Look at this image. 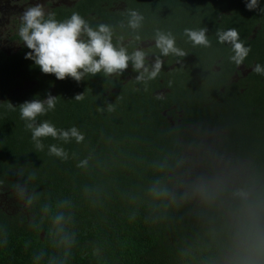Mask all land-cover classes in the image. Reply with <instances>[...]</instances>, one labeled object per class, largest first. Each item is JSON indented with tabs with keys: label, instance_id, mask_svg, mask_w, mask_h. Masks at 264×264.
Masks as SVG:
<instances>
[{
	"label": "trees",
	"instance_id": "trees-1",
	"mask_svg": "<svg viewBox=\"0 0 264 264\" xmlns=\"http://www.w3.org/2000/svg\"><path fill=\"white\" fill-rule=\"evenodd\" d=\"M119 1L127 8L110 9ZM258 2L249 10L247 0H89L90 11L98 8L116 28L115 37L126 36L116 22L125 21V28L135 10L144 17L140 37L146 27L153 37L157 29L171 32L176 46L188 53L167 56L166 64L176 65L168 79L164 73L152 79L150 89L131 87L134 83L123 82L125 74L58 80L42 73L24 51L0 54V193L10 192L6 195L24 206L15 214L0 207V264H226L241 251L238 242L251 243L256 229L264 235V75L252 70L245 92L233 89L226 80L237 70L232 45L220 43L217 35L236 29L250 48L242 64L264 67V0ZM87 22L98 26L97 19ZM186 28H206L210 46H194ZM160 79L171 88L167 100L179 103L184 120L220 125L221 148L242 151L248 161L244 191L255 190L244 198V228L225 215L240 206L226 204L228 188L198 205L184 197L185 190L175 192V201L150 195L158 181L172 191L182 160V145L162 113L169 103L152 94L157 84L163 86ZM25 81L36 82L19 92L16 86ZM49 93L57 96L56 107L37 122L47 120L58 130L76 127L82 142L47 137L42 150L35 147L20 104ZM79 93L82 101L74 99ZM53 144L68 158L50 155ZM83 160L87 165L79 167ZM61 213L68 243L56 235L54 217Z\"/></svg>",
	"mask_w": 264,
	"mask_h": 264
},
{
	"label": "clouds",
	"instance_id": "clouds-1",
	"mask_svg": "<svg viewBox=\"0 0 264 264\" xmlns=\"http://www.w3.org/2000/svg\"><path fill=\"white\" fill-rule=\"evenodd\" d=\"M246 7L249 10L259 7L258 0H247ZM128 27L132 30H138L142 27L143 15L135 10H130ZM21 26L18 30L20 41L30 49L25 58L34 61L44 74H54L58 80L72 78L80 82L86 76H95L103 73L105 76L122 75L128 70L129 64L133 71L137 73L136 80L147 84L148 81L155 79L162 67L161 57L175 55L185 57L188 55L183 49L176 46L175 37L171 32L165 33L156 30L154 36V45L159 49L160 55L156 56L149 66L147 54L142 48H136L131 53L123 43V37L113 43V28L108 24L101 23L93 28L78 13H73L70 18L64 21L55 19L54 14L48 13L40 3L25 9L21 16ZM121 28L124 27L122 23ZM207 29L199 30L185 29L184 34L193 43L194 46L209 47L210 41L207 38ZM220 43H230L232 45L233 55L230 59L237 65H241L247 57L250 48L246 47L239 39V33L236 29H229L217 33ZM136 41L141 37L134 36ZM257 74L264 75V67L259 64L253 69ZM74 99L82 101L83 93L76 94ZM57 96L50 93L44 99H33L20 104V115L26 129L31 130L32 140L37 149H43L42 138L52 137L65 142L75 138L77 143L83 141L84 136L76 127L68 130H58L53 124L45 120L37 122V117L45 115L48 111L55 109ZM12 108L13 104H9ZM103 111V109H98ZM108 110L112 111L113 106L108 105ZM49 154L67 159L68 154L63 148L56 145L49 146ZM88 161L83 160L78 165L85 167ZM221 194L220 181L216 179H200L196 182L190 192L184 193V197L189 195L198 196L205 202L211 203L219 198ZM24 196V190L20 191ZM150 195L154 199H170L175 201L177 194L172 192L169 187L161 182L155 183L150 188ZM234 195L245 197L246 193L242 189L236 190ZM32 196H28L27 203L31 204ZM48 209L45 208V211ZM64 215L58 214L54 217L56 225V235L61 237L60 243H68L69 237L64 232ZM67 253H65V256ZM42 257V254H41ZM41 257H37L40 259ZM264 260V235L260 232L255 234V239L249 243L242 251L234 257L232 264H261Z\"/></svg>",
	"mask_w": 264,
	"mask_h": 264
},
{
	"label": "flooded vegetation",
	"instance_id": "flooded-vegetation-1",
	"mask_svg": "<svg viewBox=\"0 0 264 264\" xmlns=\"http://www.w3.org/2000/svg\"><path fill=\"white\" fill-rule=\"evenodd\" d=\"M37 3L43 6L46 16L48 13L54 14L55 19L58 21H64L70 18L73 13H78L86 21H88L89 18H93L97 19L98 25L101 24V21L106 24L103 15L98 14V8L93 7L90 11L88 7L89 0H0V54L11 56L21 53L22 51H24L23 53L30 51V49L20 41L18 30L21 26V16L25 9ZM115 5V7H111L110 9L127 8L126 3L123 1L116 2ZM124 23L125 21L123 24ZM108 25L113 28V43L116 44L118 39L115 37L116 28L112 26V23ZM116 25V27H119V29L123 30L122 32L126 34L125 37H122L128 52L131 53L138 47L142 48L148 57L146 63L150 66L160 52L154 45V37L152 33H149L148 27H146V33L142 35L141 40L136 41L134 36L137 34L139 35V30H130L128 32V29H130L128 27V22L125 28H121L119 21L116 22ZM161 59L163 60V67L160 73H164V76L168 79L167 73L176 63H172L171 65L169 63L166 64L168 57H162ZM236 68L237 70L229 75L226 80L234 84L233 89L235 88L239 92H245L248 86V77L253 68H249L245 64L237 65ZM128 69L129 70L123 73L125 74L123 82L134 83L130 85L136 89L139 87L142 88L143 86H146L147 89L151 88L152 80L148 81L146 85L144 83L137 84L140 82L136 80L137 73L133 71L131 63ZM214 69L219 70V67L214 65ZM111 76L115 77V79L121 77V75ZM243 78L244 87L242 85ZM160 81L163 86L157 84L155 89L152 90V94L161 97L163 104L169 103L168 106L162 109V113L172 126L174 135L178 137L182 145L180 151L182 160L181 164L174 169L177 173L173 179L172 192H176L177 190L190 192L200 179L219 180L220 188H228L227 199H229V201L226 204L240 205L239 208L237 206H231V210L226 211L225 215L233 223L241 221V225H243L244 228V198L250 195L251 191L255 190L254 188H249L244 191V185L250 176L248 161L240 157L242 151L221 148L223 130L220 125L207 123L208 126H206V124L205 126H200V124L192 120L193 118H186L184 120V111L179 107V103H170L167 100L171 88L164 84L163 79H160ZM35 82L36 81L33 83ZM24 83L25 86H27L28 82L25 81ZM25 86H16V89L21 92V90H26L24 89ZM50 89L54 91L53 86ZM221 89L223 90V87ZM238 189H242L246 193V196L240 197L234 195ZM8 193L10 192H5V194L0 193V196L4 199V201L0 202V207H2L4 211H10L12 214L23 210L24 206H19L15 198L6 195ZM10 199L11 201H9ZM189 202L198 205L202 202V199L198 196L190 195ZM236 226H239V224H236ZM255 232H260L261 235H263L259 229H256ZM242 239L244 240V237H242ZM248 244L249 243L244 244L238 242V249L242 251ZM235 256L236 255H233V258L229 262H232Z\"/></svg>",
	"mask_w": 264,
	"mask_h": 264
},
{
	"label": "rangeland",
	"instance_id": "rangeland-1",
	"mask_svg": "<svg viewBox=\"0 0 264 264\" xmlns=\"http://www.w3.org/2000/svg\"><path fill=\"white\" fill-rule=\"evenodd\" d=\"M32 83H33V82H29V83L27 84V86L24 87V89H27V87H32V86H33ZM184 184H185V183H184ZM183 188H184V187H183ZM184 189H185V188H184ZM1 200L4 201L3 198H1ZM9 201H11V199H10ZM230 260H231V256H230ZM225 263H226V264H230L229 261H225Z\"/></svg>",
	"mask_w": 264,
	"mask_h": 264
}]
</instances>
